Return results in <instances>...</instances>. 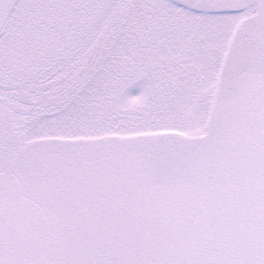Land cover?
I'll list each match as a JSON object with an SVG mask.
<instances>
[{"label": "snow or ice", "instance_id": "obj_1", "mask_svg": "<svg viewBox=\"0 0 264 264\" xmlns=\"http://www.w3.org/2000/svg\"><path fill=\"white\" fill-rule=\"evenodd\" d=\"M0 264H264V0H0Z\"/></svg>", "mask_w": 264, "mask_h": 264}, {"label": "rangeland", "instance_id": "obj_2", "mask_svg": "<svg viewBox=\"0 0 264 264\" xmlns=\"http://www.w3.org/2000/svg\"><path fill=\"white\" fill-rule=\"evenodd\" d=\"M140 92H141V88H140L139 85H137V86H135V87L129 89L127 94H128L129 96H136V95H139Z\"/></svg>", "mask_w": 264, "mask_h": 264}]
</instances>
